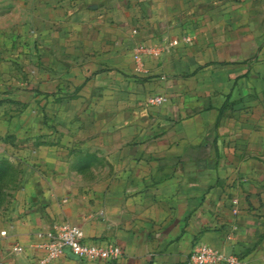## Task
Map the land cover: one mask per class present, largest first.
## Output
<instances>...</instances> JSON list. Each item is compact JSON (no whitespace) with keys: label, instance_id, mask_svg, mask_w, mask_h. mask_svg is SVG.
<instances>
[{"label":"crops","instance_id":"1","mask_svg":"<svg viewBox=\"0 0 264 264\" xmlns=\"http://www.w3.org/2000/svg\"><path fill=\"white\" fill-rule=\"evenodd\" d=\"M183 35L137 69V41ZM0 159V264H38L58 221L122 253L49 264H189L196 240L264 264V0H0Z\"/></svg>","mask_w":264,"mask_h":264},{"label":"built area","instance_id":"2","mask_svg":"<svg viewBox=\"0 0 264 264\" xmlns=\"http://www.w3.org/2000/svg\"><path fill=\"white\" fill-rule=\"evenodd\" d=\"M180 40L190 41L189 35L172 37L155 41H137L131 51L133 61L137 69L144 65V61L150 58H158ZM163 95H150L148 102L162 103ZM1 232H4L2 230ZM39 235L45 234L49 240L44 244L45 254L39 259L38 264H49L63 252L69 251L75 257L84 261H108L116 259L122 253L120 245L106 239H86L79 225L67 221H58L49 228L40 231ZM14 250H21L20 245H14ZM189 264H248V262L232 252H226L210 244L196 240L188 254Z\"/></svg>","mask_w":264,"mask_h":264},{"label":"rangeland","instance_id":"3","mask_svg":"<svg viewBox=\"0 0 264 264\" xmlns=\"http://www.w3.org/2000/svg\"><path fill=\"white\" fill-rule=\"evenodd\" d=\"M12 164V163H10ZM14 167V175L9 171L0 175V206L6 202V200L11 196L10 186L17 180V177L20 176V170L18 165L15 163L12 164ZM5 205V204H4Z\"/></svg>","mask_w":264,"mask_h":264},{"label":"trees","instance_id":"4","mask_svg":"<svg viewBox=\"0 0 264 264\" xmlns=\"http://www.w3.org/2000/svg\"><path fill=\"white\" fill-rule=\"evenodd\" d=\"M11 162H9L6 159H0V175H3L6 172H10L14 175V172H16L14 170V166L12 164H10Z\"/></svg>","mask_w":264,"mask_h":264}]
</instances>
